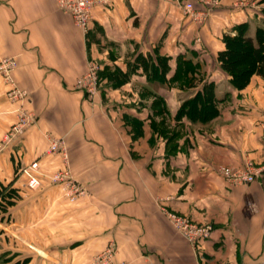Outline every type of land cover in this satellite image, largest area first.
<instances>
[{
	"label": "crops",
	"instance_id": "1",
	"mask_svg": "<svg viewBox=\"0 0 264 264\" xmlns=\"http://www.w3.org/2000/svg\"><path fill=\"white\" fill-rule=\"evenodd\" d=\"M240 25L255 44L264 0H106L86 31L55 0H0V57L26 95L0 74V143L19 110L35 119L0 149V264H96L111 244V264H264V76L235 87L218 57ZM46 133L87 188L74 203L26 186L23 165H60ZM248 164L261 170L246 184L217 171ZM165 211L211 237L191 245Z\"/></svg>",
	"mask_w": 264,
	"mask_h": 264
},
{
	"label": "built area",
	"instance_id": "2",
	"mask_svg": "<svg viewBox=\"0 0 264 264\" xmlns=\"http://www.w3.org/2000/svg\"><path fill=\"white\" fill-rule=\"evenodd\" d=\"M56 5L68 13L74 24L81 30L88 29L91 13L94 6L105 3L106 0H55ZM187 12L192 10L190 2L181 4ZM16 66V61L12 56H4L0 59V74L5 82L9 85L8 94L14 98L25 97V91L19 90L13 82L12 71ZM97 67L91 64L88 71L77 78L74 87L83 91L85 94H92L96 88ZM33 120V115L25 109L19 110L16 123L12 124L7 131V136H15L23 131V127ZM45 137L48 141L47 154H59L61 162L67 165V153L65 151V140L63 137L54 136L51 133H46ZM65 165V166H66ZM39 164L37 161H32L22 168V173L26 177V184L29 188H35L40 185ZM261 168L248 164L243 167L219 166L217 171L222 174L230 184H246L252 182ZM51 179L54 182L61 183L64 189V196L68 201H75L86 195V189L81 183L72 180L66 175L64 169H58L52 175ZM166 218L173 227L186 239L191 245H196L200 241L211 237L213 228L209 224H198L190 220L187 216L177 214L172 211L165 212ZM107 253L110 249H107ZM109 256V254H108Z\"/></svg>",
	"mask_w": 264,
	"mask_h": 264
},
{
	"label": "trees",
	"instance_id": "3",
	"mask_svg": "<svg viewBox=\"0 0 264 264\" xmlns=\"http://www.w3.org/2000/svg\"><path fill=\"white\" fill-rule=\"evenodd\" d=\"M235 36L224 35L225 50L219 53L222 68L229 74L235 87H242L250 75L264 76V32L258 29L256 43L246 35L245 27H237Z\"/></svg>",
	"mask_w": 264,
	"mask_h": 264
},
{
	"label": "rangeland",
	"instance_id": "4",
	"mask_svg": "<svg viewBox=\"0 0 264 264\" xmlns=\"http://www.w3.org/2000/svg\"><path fill=\"white\" fill-rule=\"evenodd\" d=\"M255 40H256V36H255ZM2 57H4V56H2ZM2 57H0V59L2 58ZM255 74H257V73H255ZM13 79V78H12ZM14 82V81H13ZM17 119H18V114H17V117H16V120H15V122L14 123H16V121H17ZM35 121V119L33 118V120L29 123V124H27V125H25L24 127H23V130L24 129H26L27 127H29L30 125H32L33 124V122ZM13 123V124H14ZM20 133H18V134H16L14 137L13 136H11L10 138H8V136H7V132H6V134H5V137H3L2 138V140H1V143H0V149H3L4 147H6L7 145H9L10 144V142H12L18 135H19ZM61 137V136H60ZM64 138V137H63ZM65 140V139H64ZM65 151H66V153H67V156H68V151H67V147H66V141H65ZM45 152H47V149H46V151ZM50 155H53V156H57L58 158H59V161H60V165L57 167V168H55V169H53L52 171H50V172H42L41 171V169H40V166H39V170H38V174H39V177H40V181L42 182V180L43 181H45L47 184H51V185H56V186H58L59 187V189L61 190V192H62V195H63V197L67 200V202L68 203H74V202H76V201H78L80 198H82V197H85V196H87V188L81 183V182H79L75 177H74V174H73V172H72V170H71V166H70V162H69V157L67 158V165L65 166L62 162H61V158L59 157V154L57 153V154H50ZM34 161H37V160H34ZM38 162V161H37ZM29 164V163H28ZM28 164H26V165H28ZM39 164V163H38ZM26 165H23L22 166V168L23 167H25ZM258 168H260V166H257ZM22 168H21V170H22ZM58 169H64V171H66V175L69 177V178H71L72 180H74V181H77L78 183H81L83 186H84V188L86 189V195H84V196H82V197H80L79 199H77V200H75V201H68V199H67V197L66 196H64V189L62 188V184L61 183H57V182H54L52 179H51V177H50V175H52L55 171H57ZM21 173H22V171H21ZM22 175L24 176V174L22 173ZM25 177V176H24ZM26 178V177H25ZM27 181V180H26ZM40 185H41V183H40ZM39 185V186H40ZM26 186H27V184H26ZM28 187V186H27ZM38 187V186H37ZM37 187H35V188H37ZM31 189H34V188H31ZM166 212V211H165ZM173 212V211H172ZM64 214H67V213H64ZM178 214V213H177ZM181 215V214H180ZM185 216V215H184ZM168 220V219H167ZM49 247H51V246H49ZM114 245L113 244H111V245H107L106 247H105V249L103 250V252H101V253H99L98 255H97V257L101 254V256H99L98 258H97V260H96V264H111V260H110V258L112 257V253H113V251H114ZM107 249H110V252L109 253H107L106 251H107ZM108 254H109V256H108ZM6 255V253H4V254H2V256H1V258H0V263L1 262H4V256ZM51 257V256H50ZM3 260V261H2Z\"/></svg>",
	"mask_w": 264,
	"mask_h": 264
}]
</instances>
